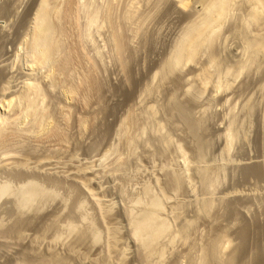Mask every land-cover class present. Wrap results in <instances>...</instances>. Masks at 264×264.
<instances>
[{"label": "rangeland", "instance_id": "rangeland-1", "mask_svg": "<svg viewBox=\"0 0 264 264\" xmlns=\"http://www.w3.org/2000/svg\"><path fill=\"white\" fill-rule=\"evenodd\" d=\"M38 1L0 0V62L2 61L3 63H0V85L3 86L5 82L7 84V81L3 82V79L7 78L9 82L11 80V92L17 90L20 93L23 87L22 83L26 81L25 78L29 75L30 71L32 72L28 68V62H26V52H28L29 46L24 41V37L26 38L24 34H27L29 27H31V21ZM189 1V6L183 10L179 8L175 0L174 2L173 0L57 1L59 7L62 5V8L60 7L61 13L65 14L64 17L61 14V30L65 32H63L64 35L62 34L63 37L61 38L64 45H62V52L60 51L56 55L59 58L58 69H56L57 71L55 70L54 78L49 79H42L44 69L42 71L40 69L34 70L36 71V75H38V81L40 80L38 82L40 83L39 89L41 96H43V98H40L42 101H40L39 105L40 107H45L49 115L51 114V127L45 129V131L38 132L39 130L34 127L35 124L32 123V119L29 118L25 122L26 124H22L21 127L13 124L12 121V124H5L6 130L3 131V135H0L1 145L3 143L6 145L9 142L7 145L8 153L10 154H7V157L6 155H0V187L3 185L8 187L7 194L0 198V237H2V239L0 238L2 240V242L0 240V264H29L30 261L32 262V260L40 256H47L51 253L49 249H53V253L59 252L61 257L63 254V258L66 261L68 260L66 264H93V261L101 262L105 258V253H107L106 245L109 239L107 232L103 229L105 226L103 224L112 223L114 218L121 223L118 225L120 228L122 227L121 236H124L123 240L126 239L125 243L126 241L128 243H126L127 248L130 246L128 254L131 255H128V259H126L128 262L126 264H138L139 260L140 262L144 260L140 259L143 255L136 256L139 254L137 251L139 245L127 234L126 228L128 223L126 224V222L129 221L130 216L127 215L126 209L133 210L130 212L138 214L145 207L144 202L147 200L146 197L149 196L148 189L146 190V188H149L150 193L153 192V195L154 193L157 195L163 188L158 192V187L160 188L158 183L162 182L164 184L163 180H165L167 172L171 169H175L171 170V172H177L178 170V173L183 172V169H185L183 167L186 166L185 162L192 158L188 155L193 153L195 142L192 141L193 139L187 130L183 129V127L176 129V127L167 126L168 133L166 130L161 133L158 131L157 125L159 120H163V114H158L157 119H154L149 112V107L157 101L158 104L160 102V104L164 105L173 85L177 81L184 79V77L190 78L189 83L193 84L194 89L191 95L186 96L185 90H180L178 97L183 101L192 102L194 117L196 120L201 119L200 121H202L203 119L205 121L202 122L208 128V132L205 130L207 136H209L207 138L213 143V148H211L208 154V160L214 170V175L217 172L220 174L219 176L218 174L215 176L221 177L219 178L221 181L220 185H218L215 194L221 196L222 192L225 193V191L231 188H236L241 193H244L245 188L247 190L245 192L247 193H250L254 189L255 193H257L255 195L259 196V199L258 197L257 199L264 202L263 183L256 182L253 179H251V182L247 180L248 183L244 181L237 183L239 181L238 175L235 176L234 173L232 175L231 168H226L225 171L220 169L228 161L227 159H232L233 162H246L249 161L246 159L250 158V160L260 159L261 157L260 160L264 159L263 143L259 145L262 142L264 134V53L251 65L252 67L250 66L249 69L243 71L238 78L233 76L234 74L236 75L238 62L247 59L246 55L249 56V54H244L246 50L243 44V36H241L244 25H242V21L249 11H247L248 4L246 5L244 4L245 2L243 3L239 0L235 2L236 4L234 5L236 6H232L233 8L229 11L231 14L225 19L226 21L223 20V25L218 31L219 33H216L218 37L215 39L213 48L205 47L196 60L198 62L176 68L174 73L168 76L169 79L164 81L165 84L159 77L153 80L155 72L162 67L177 43H179L180 37L186 29L185 27L189 25L188 22L194 19L197 20V17L201 14L204 1ZM106 2L107 4L105 5ZM114 3L115 5H112ZM175 5L178 6L176 7ZM130 6L132 13L128 9ZM96 8H101V12L98 9L96 10ZM105 8H109L107 9L108 11ZM110 9L111 13L109 12ZM93 10L101 16L95 21L94 26L89 25V19L92 17L91 14L95 13ZM126 10L131 17L125 14ZM102 11L104 12L102 13ZM96 13L94 14L95 18L97 17ZM126 16L130 17V19L127 20ZM71 19L75 21V24ZM140 21H143V24ZM129 23L130 25H128ZM104 25L108 26V28ZM253 28L254 26L251 29ZM115 37H120V39L118 38L120 44L117 43ZM121 42H123V45ZM17 53H20L19 58L16 57ZM212 53L218 61L216 65L210 67L213 75L212 80L207 85H203L202 78L198 75V70L209 62ZM227 68H231L230 74H226ZM174 79L177 81L175 82ZM226 81L231 83L230 89L226 91L219 90L218 92L216 88L217 84ZM72 85H75L73 87L75 91L73 95H68L65 92L71 89ZM146 89L150 90L149 94H146ZM18 105L19 103L15 105V108L13 105L10 110L6 111L0 105V113L5 116L7 115L8 117H6L11 119L22 112V106L19 105L20 107L18 108ZM248 106L250 109L247 108ZM11 122L7 121V123ZM232 123H234L236 135L230 144L231 146L229 145L230 151L227 155L224 150L226 149L228 140L223 132ZM24 132L27 134H24ZM166 133L167 135L170 133V141L169 143L166 142L168 144L163 140ZM99 146L100 148L98 149ZM110 147H113V153L104 156L103 153ZM179 148L185 151L186 157L190 158L184 157V152L181 155L182 151ZM179 151L181 152L179 153ZM0 154L2 153L0 152ZM71 154H74L75 158ZM47 157L53 162L52 164L56 162L54 165H51L49 160L50 165L54 166V169L50 165L49 167L52 169L47 166L44 167L43 165L46 163L40 162ZM71 157L74 158V161L69 159ZM183 157L187 159L185 162ZM61 162L63 164H60ZM65 162L69 165H66ZM79 162H81V165ZM72 164L92 167L90 170L95 176L92 183L96 186L93 185L94 188L99 189L102 200L109 203L112 202V211L109 215H106L104 219L105 223H99L104 220H99V214L97 209L95 212L92 201L90 199L88 201L87 194L85 195L83 189L77 185V179L67 173ZM168 165L171 166L168 167ZM67 166L70 168H66ZM166 167L170 168V170ZM34 178L36 179L35 182L40 184L44 189L42 190L40 185L37 186L36 184L35 189L38 194H36V197L34 196L36 199L34 198L35 200L33 199V202H30L25 198V191L28 188L26 182ZM187 178L191 185H187L188 188L187 186L184 187V192H181L175 198L176 200L179 198L178 201L180 203L181 201L187 204L192 203V206L188 205L186 207L185 212L187 215H194L193 201L199 200L206 191L192 172L187 173ZM156 179L159 180L158 183H156ZM156 184H158L157 187ZM249 186L251 188H247ZM37 187L41 190H38ZM21 190H25L24 192L22 191L24 195ZM145 192L148 193L145 194ZM145 195L147 196L145 197ZM141 197L143 201L135 203L136 199H141ZM176 200L174 199L171 202H175ZM186 200L187 202H185ZM82 202H84L83 206ZM171 202L166 203L165 208L167 210H165L168 213L175 204ZM179 202L176 201V203ZM262 206L264 208V204L256 203L250 208V215L254 214V218L258 216L256 218L258 219L257 222L256 219H252L249 215L250 221H256L254 223L255 226L258 223L259 225L263 223L262 226H264V216L260 215L263 214L262 211L264 210ZM166 211L165 213L168 214ZM69 220L75 222V225L79 223V226L76 228L79 230H75L76 226H73L75 231L72 230V227L70 229L69 224H67ZM200 223L203 222H199L198 225ZM204 223L203 226H197V230L192 234V239L195 238L194 241L198 244H195L193 240L191 242L193 241L192 244L196 245L199 249L205 245L202 240L206 241L207 239L204 237L207 236L205 232L208 230L205 229H208V224ZM15 224H17L16 227L18 228L14 231L12 228L15 227ZM255 226L253 225V228ZM66 227L68 228L66 229ZM95 227L100 229L99 235L96 237L98 240L93 237L95 236L94 230H97ZM11 229L12 231H10ZM198 229L199 231L201 230L200 233ZM252 230L255 231L254 229ZM203 232L204 234H202ZM59 233L62 236H59V239H55ZM254 233L256 234V231L252 234ZM201 234L203 236H200ZM252 236H250L249 240V242L251 241L249 244L251 248L255 247L258 243L257 234L255 235L256 237ZM3 237L6 238L3 239ZM165 241H167L166 238ZM134 243H137L138 248ZM177 243L173 245L175 247L170 246L171 248L169 249L171 250L167 251L168 258L165 256L162 263L158 260H156V263L153 260L154 263L152 262V264H174L176 262V264H190L187 259L180 258L181 255L183 256V252H185V246L183 247L182 243H179L180 245ZM31 248L32 250H30ZM173 248L175 249L173 250ZM72 249H75L76 252L74 250L73 253ZM28 252H31V254ZM69 252L72 254V257L69 255ZM231 253L232 250L229 248L223 254L227 258ZM26 255H29L28 260L24 261ZM182 260L183 262L181 263ZM212 264L215 263L212 262Z\"/></svg>", "mask_w": 264, "mask_h": 264}, {"label": "bare ground", "instance_id": "bare-ground-1", "mask_svg": "<svg viewBox=\"0 0 264 264\" xmlns=\"http://www.w3.org/2000/svg\"><path fill=\"white\" fill-rule=\"evenodd\" d=\"M57 1L58 0H39L37 5H36L37 7L35 8V12H34V15H33L32 21H31V27H29L27 34H24V35H26V38L24 37V41L26 42V45L29 46L28 52H26L27 53L26 55L28 57V58L26 57V59H27L26 62H28V68H29V70H32V72L30 71L29 75L27 74L28 75L26 77L27 79L25 78L26 81H24L22 83V86H23L22 91H20V93H19L16 90L15 92H17L18 95L15 92H11L12 84L10 85V83H12V81L10 80V82H9V80L7 78L5 80L3 79V82L7 81V84L5 82V84L3 86L0 85V90H1L0 91V94H1L0 105L5 109V111L10 110L13 105L15 108V105L17 103H19V105L22 106V108H23V109L20 108V109H22V112L20 110L21 113L19 115H17V116L15 115V117H12L11 119L7 118L8 117L7 115H6L7 116L6 117L4 114L2 115L0 113V135L1 134L3 135L4 134L3 131L6 130V128L4 127L5 124L6 125L12 124V122H13V124L21 127V125L24 124L29 118L32 119V123L35 124L34 127H36V129L39 130L38 132L45 131V129L51 127V124H52V122L50 120L51 114L49 115L46 108L40 107V105H39L40 101H42V99L40 100V98L41 97L43 98V96H41V92L39 89L40 83H38V82L40 80L38 81V78H37L38 75H36V71H34V70L40 69L42 71V69H44L45 71L43 70L44 73L42 74L43 75L42 79L43 78L49 79L52 77L54 78L53 75L55 73V70L58 69V66H59V63H58L59 60L58 59L59 58H57L56 55H58V53L63 49L62 48L63 42L61 41V38L64 35L63 32H65V31L62 32V30H61L62 29V26H61L62 23L60 24V22L62 20L61 17L62 16L64 17L65 14L63 15L61 13L60 10L62 8V5L60 6L61 7L60 8L58 6L59 4H57ZM175 1L179 5V8H182V10L187 9V7L189 6V2H190L189 0H175ZM203 1H204V3H203V8H202L201 14L197 17V20L196 19H194V20L190 19L192 21L188 22L189 25L185 27L186 29L183 31L182 36L180 35L181 37H180L179 43H177L176 47L171 52V54L169 55L168 59L164 62L162 67L158 71L155 72L153 80H156L157 77H159V78H161V80L165 84L164 81L169 79L168 76L171 73H174L176 68L185 66L186 64H189V63L195 64L196 62H198L196 60L198 59V56L200 55L202 50L205 47L208 48V47H212L214 45V43L216 41L215 39L218 37L216 35V33L221 29V27L223 25V20L226 21L225 19L229 17L228 16L229 14H231V13H229V11L231 10V8L236 6L234 4H236L235 2H237L238 0H203ZM239 1H241L243 3L245 2L244 4H246V5L248 4L247 11L248 10L249 11H248V14L246 15V17H244L243 21H242L243 22L242 25L243 24L244 25H243V30L241 32V36H243L242 37L243 42H244L243 44H244V48L246 50V53H244V54H249V56L246 55L248 57V58L246 57L247 59H245L244 61L240 60L241 62L240 61L238 62V68H236L237 69L236 75L235 74L233 75L236 78H238V76L241 75L243 71H245L246 69H249V67L257 61V59L260 57V55H262L264 53V0H239ZM173 2H174V0H173ZM173 2H172V4H173ZM106 4H107V2L105 3V5ZM112 5H115V3ZM176 7H175V10H176ZM130 8H131V6L128 8L130 10L129 12L132 13ZM91 9H92V7H91ZM97 9L98 8H96V10ZM107 9H109V8H107ZM111 9L109 10L110 13H111ZM98 10H99V12H101L100 11L101 8H99ZM137 10H138V8H137ZM73 11H75V10H73ZM62 12H64V11H62ZM103 12L104 11H102V13ZM67 13H69V12H67ZM61 14H62V16H61ZM90 14H89V17H90ZM94 14H91L92 17H90V19H89V25H92V26H94L95 21H97V19L100 16L99 13L98 14L96 13L97 17L95 18ZM125 14H127V16L129 15V13H127V10L125 11ZM135 15H138V14H135ZM127 16H126V18H128ZM77 17H78V15H77ZM130 17L127 20H129ZM123 18H124V16H123ZM141 19H142V17H141ZM71 20H73V19H71ZM108 20H110V19H108ZM64 21H65V19H64ZM122 21H124V20H122ZM74 22L75 21L73 20V23ZM106 22H108V21L106 20ZM110 23H112V21H110ZM106 25H108V24H106ZM128 25H130V23ZM108 26H105V27L108 28ZM252 26H254L253 29H251ZM67 27H68V25H67ZM110 27H112V26H110ZM64 28H65V26H64ZM85 29H87V28H85ZM82 30H84V29L82 28ZM94 30H96V29H94ZM94 30H93V32H94ZM240 31H241V29H240ZM77 34H78V32H77ZM77 34H76V36H77ZM115 36H116V34H115ZM118 38L120 39V37H118ZM118 38L115 37L117 43L120 42ZM89 39H90V37H89ZM121 43L123 45V42H121ZM66 47H68V46L66 45ZM63 51H65V50H63ZM120 52H122V51H120ZM64 55H65V53H64ZM16 57L19 58L20 53H17ZM217 61L218 60H217L216 56L212 53V55L209 59V62L206 65H203L201 68H199L198 75L202 78L203 85H207L212 80L213 75H212V72L210 71V67L216 65ZM0 63H2V61ZM29 70H28V72H29ZM230 72H231V68H227L226 74H230ZM4 76H5V74H4ZM10 79H11V77H10ZM23 80H24V78H23ZM18 81H21V80H18ZM174 81H175V79H174ZM189 81H190V78H188V77H184V79L177 81L173 85V88L171 89V92L168 95V97H166V103L164 105L160 104V102L158 104L157 103L158 101L157 102L155 101L156 103H154L153 105H151L149 107V112L154 119H157L156 117L158 114H160V113H161V115L163 114V117H162L163 120H159L158 125H157L159 132H161V133H162V131L165 132L164 130H166V132H167V128H166L167 126L174 127V128L176 127V129L183 127V129H186L188 134H190V137L193 139L192 141L195 142L194 143L195 145L193 146L194 151H192L194 154L191 153V154H193V156H191L190 153H189L190 155H188V156L192 157V158L189 157L190 159L188 157H186L187 154H185V151L180 149L181 147L179 148L182 151V153H180L181 151H179V153L182 155L184 152L185 155H183V156L189 159V160H187L186 158L183 157L184 162L187 160V162H185L186 164L184 163L186 165L185 167H183V168H185V169H183L184 171L180 172V173H178L179 170L177 172H174V171L171 172V170H175V169L170 170V168H168V167L171 165H168V167H166V168L170 171L167 170L168 171L167 174L165 172V174L167 176L165 175L166 178H165V180H163L164 184H162V182L158 183L159 180H157V179L155 180V181H157L156 183H158L160 186V188L158 187V192L160 191V189L162 187L163 188L161 189V191L159 193H157V195H155L156 193H154L155 196L152 194L153 192L150 193L149 188H146V190L148 189L147 191L149 192V194H148L149 198L146 197L147 195H145V197L147 198V200H145L146 202H144L145 207L138 214L136 212H135L136 214H134V212L131 213L130 211H133V210H127L126 209V211L128 212V213L126 212L127 215L130 216L129 221L127 220L128 217L125 216L127 218L126 221H128V222H126V224L128 223L127 228H126L127 234L130 238L135 240L134 242H137L139 245V249H137V251L140 255L137 253L138 255H136V256L143 255V257H141L140 259L141 260L144 259L145 261L144 260H142V261H144L145 264H150V263L152 264L153 260L154 261L158 260V261H160V263H162L165 259V256L167 257V254H168L167 251L171 250V249H169V248H171L170 246H173L176 244V242H178L177 244L182 243L181 245H183V247L185 246V249H184L185 252H183V256L181 255V257L180 256H178V257H180V258L183 257L184 259H187L190 264H207V263L212 264V262L215 264H249V263L250 264L251 263L252 264H264V226H262L263 223L260 225L258 223V224H256L257 226H255L254 223H256V221L258 222V219H256L258 216L256 215L257 217L254 218L253 217L254 214H252V216H251L249 213L250 208L253 207L256 203H259V204L261 203V205H263L264 202L262 200L261 201L258 200L259 196L255 195L257 193H255L254 189L250 193H247V192H245V190H246V188H245L244 193H241L236 188H231L230 190L228 189V191L224 190L225 193L224 192H222V194L220 193L221 196H217L215 194L218 185H220L221 181L219 178H221V177H219V178L216 177L217 176L216 174H218V176L220 174V173H217L216 171H215L216 176L214 175V172H213L214 170H213L212 166H210V164H209V160H208L209 155L208 154H209L211 148H213V146H212L213 143L211 142V140H209L207 138V137H209L206 134V131L208 128L206 126H204L205 121L203 119H202V121H204V122L200 121L201 119L196 120V118L194 117L193 109H192V105H191L192 102L190 103V102L183 101L182 99H179V97H178V92L180 90H185V92H186L185 96L192 94L194 86H193V84H191V82L189 83ZM52 83H51V86H52ZM74 86L72 85L71 89H68L65 93H68V95L69 94L73 95V93L75 91L73 89ZM230 87H231V83L226 81L223 83H218L216 88L218 89L217 91L219 92V90L226 91V90L230 89ZM13 88H14V85H13ZM162 88H164V87H162ZM145 92H146V94H149L150 90L146 89ZM19 105H18V108L20 107ZM247 108L250 109L249 106ZM7 121H10V122L12 121V122L7 123ZM53 125H56V124H53ZM234 127H235L234 123H232V125H230L225 130V132H223L224 135L226 136L227 140H228L226 149L224 150L226 154L230 151L229 150L230 149L229 147L231 146L230 144L232 143V141L236 135ZM49 131L51 132V130H49ZM27 133H28V131H27ZM27 133L24 132V134H27ZM167 133L165 134V139H163V140H165L164 141L165 143L166 142L169 143V141H170V133H169V135H167ZM52 134L55 135L54 133H52ZM46 135H47V133H46ZM261 136H262V133H261ZM262 137H263L262 142L260 141L261 140L260 138H259L260 139L259 141L261 143H259L258 141L257 142L259 143V145H262V143H263V145H262V147H263L264 146V134ZM22 141H24V140H22ZM8 143H6V145H4V143L2 145L0 144V152L2 153L0 155H3V156L6 155V157H7V154H9L8 153L9 152L8 145H7ZM168 143H166V144H168ZM10 145H12V144L10 143ZM92 147L95 148L94 146H92ZM99 148H100V146L98 147V149ZM260 148H261V146H260ZM12 150H13V147H12ZM11 153H13V152L11 151ZM112 153H113V147H110V148H108L107 151L105 150V153H103V154H104V156H107V155L112 154ZM71 155H73V157H74V154H71ZM65 156H67V155H65ZM0 158H1V156H0ZM74 158L71 157L69 159L73 160ZM259 158H260V156H259ZM61 159H63V158H61ZM250 159H246V160H249L246 162H241V161L240 162H236V161L233 162L232 159H227L228 161L225 160L226 163H224V165H222L221 168L220 167L219 168L222 169L223 171H225L226 168H228V169L231 168L230 169V170H232L231 174L232 175L235 174V176L238 175L239 181L237 180L238 178L236 177L237 178L236 180L238 181L237 183H239L240 181L247 182V180H250V182H251V179H253L256 182H261L264 184V159H262V160H260V159L250 160ZM49 160L50 159L47 157L46 159H44L40 162L46 163L43 165L44 167H46V166L49 167L50 162H51V160H50V162H49ZM62 162L60 164L64 163V162L63 163ZM66 162H65V164H66ZM70 162H72V161H70ZM52 163L53 162H51V165H54L56 162H54V164H52ZM80 163L81 162H79V164ZM38 164L42 165L41 163H38ZM40 165H39V167H40ZM66 165H69V164H66ZM68 167L69 166H67L66 168H68ZM52 168H50V169H52ZM91 168L88 167L87 165L86 166H79V165H73L72 164V167L69 170L67 169L68 170L67 173L69 175H71L72 177H74L75 179H77V181H76L77 185L79 187H81V189H83L85 195L87 194L86 196H88V198H87L88 201H89V199L92 201L94 208H95L94 210L96 212V209H97V212H98L99 217H100L99 220L101 221V220H104L106 218V215H109V213L112 211V204H111L112 202L109 203V202L102 200V198L100 197V194H99V189L94 188L95 185L92 183L94 182L95 176L93 173H91V170H90ZM163 168H164V166H163ZM45 169H47V168H45ZM189 172H192L194 174V176L198 178L202 187L206 191L205 194L202 195L199 200L193 201L194 202L193 203L194 204V211H193L194 215H187L185 212L186 207L188 205L192 206V203L187 204V203H183L182 201L180 203L178 201L179 198L177 200L175 198L178 194L180 195L181 192H184L183 191V190H185L184 187H186L187 185L188 186L191 185L189 179L187 178V173H189ZM35 180L36 179L34 178V179H30L28 182H26V185L28 186V188H27V191L24 190L26 192L25 198H26V200H29L30 202L36 197V194H38V193H36V189H35V186L37 184L35 182ZM160 183H161V185H160ZM158 184H156V187L158 186ZM243 184H245V183H243ZM38 185H40V184H37V186ZM188 186H187V188H188ZM241 186H239V187H241ZM250 186H252V184H250ZM250 186L247 188H251ZM25 187H24V189H26ZM40 187L42 188L41 185H40ZM43 189L44 188H42V190ZM7 190H8V187L6 185H3L0 187V198L3 195L7 194ZM38 190H41V189L38 188ZM38 190H37V192H39ZM240 190H242V189H240ZM22 191L23 190H21V192ZM147 193L145 192V194H147ZM46 194H47V192H46ZM23 195H24V193H23ZM86 196H85V198H86ZM257 197H258V199H257ZM23 199H24V196H23ZM174 199L179 203H176V201L175 202L173 201L175 204L173 202H171ZM134 200H135V198H134ZM24 201H23V203L26 202V201L25 202ZM142 201H143V199L141 197V199H139V198L136 199L135 203H139ZM30 202H28V203L30 204ZM168 202H171L174 204V205L172 204L173 206L171 205L172 208L170 209L171 211L169 210L170 211L169 213L166 211L167 208H165L166 203L168 204ZM185 202H187V200ZM190 202H192V201H190ZM262 202H263V204H262ZM83 203L84 202L81 203L82 206H83ZM23 205H25V204H23ZM21 207H22V205H21ZM78 207H80V206H78ZM262 208H263V206H262ZM165 211L168 214H166ZM262 213L263 214H260V215L264 216V210L262 211ZM249 215H250V217H252V219H256V221L251 220L253 222L252 223L249 219ZM83 218H85V217H83ZM70 221L71 220H69V222ZM69 222L67 224H69L70 229H71V227L73 228V226L74 227L76 226L75 230H79V229H76L77 226H79L78 225L79 223L77 225H75V222H72V221L70 223ZM199 222H203V223L206 222L208 224L207 225L208 229L205 227L206 228L205 230H208L207 232H205V235H207V236L204 237L205 239L206 238L207 239H206V241L204 239L202 240V241H204V243L200 241L201 243L205 244L204 246L201 245L202 247H200V249L197 248L196 245L194 246V244H192V242L195 239V238L192 239V236H193L192 234H194L193 232L197 230V226H199V227H200V225L203 226V223H200V225H198ZM22 223H23V221H22ZM99 223L103 224V223H105V220L101 221ZM118 224H121V223L116 221L115 218L112 220V223L103 224V225H105L104 227L99 224L101 227H103L104 231L107 232V234H108L109 239H108V244L106 245L107 246V249H106L107 253H105L106 254V255H104L105 258L102 259L103 261H101V262L91 260V261H93V264H126V262H128V261H126V259H128V255H129L128 249L130 246H128V248H127V245H126L127 241L125 243L126 239L123 240L124 236L123 237L121 236L122 235L121 234L122 233V231H121L122 227L120 228V226ZM252 224L255 226V228L256 227L257 228L256 229L253 228ZM16 225L17 224H15V227L12 228V229H14V231L18 228V227H16ZM91 225H93V224H91ZM204 225H205V223H204ZM97 227H95V228H97ZM67 228L68 227H66V229ZM12 229L10 231H12ZM98 229L99 228H97V230ZM252 229H254L256 231L257 238H258V239L257 238L256 239L258 240V243L256 242L257 244L256 245L254 244L255 247L251 248L250 247L251 245H249L251 242V241L249 242V240L251 238L250 236L253 235L252 237H254L256 235L255 233H254L255 235L252 234L253 232H255ZM72 230H74V228ZM97 230H94L95 231L94 232L95 236H93L94 238H96L99 235L100 229L98 231ZM198 231H199V229H198ZM200 231H199V233H200ZM8 232H9V230H8ZM92 233H93V230H92ZM59 234H58V236L55 237V239L56 238L59 239L60 238L59 236H62L61 234L60 235ZM202 234H204V232ZM202 234L200 236H203ZM0 236H1V234H0ZM0 238L2 239V237H0ZM5 238L3 237V239H5ZM165 238L167 239V241H165ZM200 238H202V237H200ZM96 239L98 240V238H96ZM191 240H193V241L191 242ZM198 240H199V238H198ZM252 241H253V239H252ZM1 242H2V240H1ZM36 243H38V242H36ZM137 243L136 244L134 243V244L137 245ZM196 243L197 242H195V244ZM138 245H137V248H138ZM35 247H38V246H35ZM173 247H175V246H173ZM32 248L30 250H32ZM229 248L232 250V253L227 258H225L223 253L225 250H227ZM174 249L175 248H173V250ZM46 250L48 251V249H46ZM52 250L49 249V251L51 253H49V254L46 253V254H48L47 256L43 255V257L40 256L37 259L34 258L35 260H32L33 259V255H32V259L29 257V259L32 260V262L30 261L29 264H66V262L68 260L66 261L63 258V254L61 257L59 252L53 253ZM72 250H73L72 252L74 253L75 249H72ZM106 250H105V252H106ZM69 251H71V250H69ZM75 252H76V250H75ZM39 253H40V251H39ZM29 254H31V252ZM37 255H34V256L38 257L39 255L38 256ZM69 255L71 256L72 254L69 252ZM175 255H177V254H175ZM23 256H21V257H23ZM28 256L26 255V259L24 258V261L28 260ZM70 256H68V257H70ZM178 257H177V259H179ZM96 259H97V257H96ZM69 260H70V258H69ZM133 261H134V259H133ZM142 261L140 262V260H139L138 264H141ZM182 262H183V260L181 261V263ZM156 263H157V261H156ZM176 263H174V264H176ZM26 264H28V263H26ZM178 264H180V263H178Z\"/></svg>", "mask_w": 264, "mask_h": 264}]
</instances>
